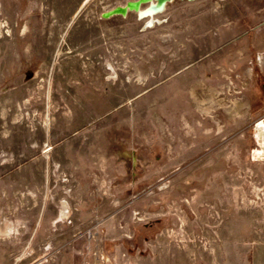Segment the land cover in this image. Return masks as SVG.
<instances>
[{
  "label": "rangeland",
  "instance_id": "rangeland-1",
  "mask_svg": "<svg viewBox=\"0 0 264 264\" xmlns=\"http://www.w3.org/2000/svg\"><path fill=\"white\" fill-rule=\"evenodd\" d=\"M129 1L0 0V264H264V0Z\"/></svg>",
  "mask_w": 264,
  "mask_h": 264
},
{
  "label": "bare ground",
  "instance_id": "bare-ground-1",
  "mask_svg": "<svg viewBox=\"0 0 264 264\" xmlns=\"http://www.w3.org/2000/svg\"><path fill=\"white\" fill-rule=\"evenodd\" d=\"M170 1L172 0H132V1H129L127 5L125 6H117L116 8L105 12V16L110 17L116 14H122L125 16L127 15V12L129 10H134L139 14L140 17L148 16L149 19H151L149 22L147 21L148 25L150 26L154 24L155 22V14L162 12L165 8V5ZM145 2L149 4L147 7L142 8L141 5ZM243 106H244V103L242 102L239 107H243Z\"/></svg>",
  "mask_w": 264,
  "mask_h": 264
},
{
  "label": "built area",
  "instance_id": "built-area-1",
  "mask_svg": "<svg viewBox=\"0 0 264 264\" xmlns=\"http://www.w3.org/2000/svg\"><path fill=\"white\" fill-rule=\"evenodd\" d=\"M257 127H264V117L257 123Z\"/></svg>",
  "mask_w": 264,
  "mask_h": 264
},
{
  "label": "water",
  "instance_id": "water-1",
  "mask_svg": "<svg viewBox=\"0 0 264 264\" xmlns=\"http://www.w3.org/2000/svg\"><path fill=\"white\" fill-rule=\"evenodd\" d=\"M141 3H142V1H141Z\"/></svg>",
  "mask_w": 264,
  "mask_h": 264
}]
</instances>
